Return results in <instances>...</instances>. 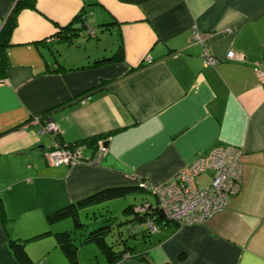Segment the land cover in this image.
<instances>
[{"label":"crops","instance_id":"crops-1","mask_svg":"<svg viewBox=\"0 0 264 264\" xmlns=\"http://www.w3.org/2000/svg\"><path fill=\"white\" fill-rule=\"evenodd\" d=\"M16 1L0 0V29ZM35 2L17 15L6 47L10 67L0 78V198L7 217L0 222V264H21L9 238L25 240L34 264H72L54 233L71 231L73 222L48 224V213L106 187L169 181L228 144L242 150V174L226 206L202 223L156 225L150 237L135 239L133 255L113 264H264V87L255 70H264V0ZM84 6L109 23V45L55 41ZM194 26L217 63H203ZM119 43L121 60L88 66ZM229 50L240 59H228ZM57 62L61 70H53ZM46 121L55 134L39 133ZM101 134L105 152L90 153L82 141ZM52 138L82 144L90 161L52 165L45 154ZM213 173L204 172L206 184ZM77 260L107 264L94 242L78 246Z\"/></svg>","mask_w":264,"mask_h":264},{"label":"trees","instance_id":"trees-1","mask_svg":"<svg viewBox=\"0 0 264 264\" xmlns=\"http://www.w3.org/2000/svg\"><path fill=\"white\" fill-rule=\"evenodd\" d=\"M24 8L35 9L36 2L35 0H17L14 4L11 13L6 18L3 26L0 29V78L3 79L7 71L10 67L9 61L6 55V47L9 46L11 33L16 25L17 15L20 10ZM87 15L88 10L87 7L81 8L79 12H77L73 18L64 26H60L59 30H57L53 37L56 38V42H66L68 44H74L77 37L83 34V31L86 33V37H95L96 31L94 33H90L87 28ZM103 26H107L105 23H101ZM94 28V27H93ZM95 30V28H94ZM123 57V46L122 43H119L117 49L114 53L97 57L95 58L90 65L88 66H96L105 64L112 61L121 60ZM56 68L53 70H61L63 67L61 64L57 62ZM83 67V66H82ZM99 89V86H95L88 90L93 93ZM88 97V96H86ZM85 97V98H86ZM106 137L104 134L92 136L91 138H86L82 141L89 149L90 153L92 151L95 152L99 147L100 139ZM67 147L73 146L72 144H63ZM144 189L151 193V191L142 185V182H139L136 185H127V186H111L95 191L83 198H80L74 202H71L63 207H60L54 210L51 213L46 215V221L48 224H53L59 222L64 219H71L73 222V229L71 231H62L54 233L56 238L57 245L62 249L68 260L72 264H79L77 260V249L80 244H85L88 242H94L100 249L102 255L104 256L107 264H113L123 258L124 256L133 255L135 251L134 244L129 245L126 240H121L120 243L117 242L116 246L110 244L106 240L107 234L110 232L112 225L108 224V218L100 219L101 222H96V225L92 228H89V225L82 222L79 218V210L97 203H101L107 201L112 198L123 197L128 194L135 193L137 191H144ZM144 201V200H143ZM150 203V210L145 212L137 213L134 211V207L138 203H130L127 205L123 211L128 214H133V218L131 219L133 222L129 224L127 233L130 236L136 238H148L152 234V231L149 230L148 227L144 226L143 223L147 218L152 219L156 225H160L167 220L164 215H162L161 210L157 205V201H152L147 199ZM142 202V201H141ZM97 218V216H95ZM7 221V217L3 208L2 200L0 198V222L5 224ZM84 230V233L80 234V237L76 236L77 231ZM46 232L40 233L38 235L33 236L32 238H37L44 235ZM24 241H19L17 239L9 238V246L11 247L13 254L17 261L21 264H34L33 259L28 254ZM141 259H145L144 256H140Z\"/></svg>","mask_w":264,"mask_h":264},{"label":"built area","instance_id":"built-area-1","mask_svg":"<svg viewBox=\"0 0 264 264\" xmlns=\"http://www.w3.org/2000/svg\"><path fill=\"white\" fill-rule=\"evenodd\" d=\"M86 28L91 34L95 32L89 22ZM194 37L205 46L203 63L206 65L217 63L219 59L206 47L207 39L196 29V26H194ZM226 57L230 60L240 59L234 50H229ZM255 70L264 87V70L259 67H255ZM39 120L37 118L36 121ZM56 132L57 128L51 121L40 125V134L53 135ZM98 149L101 153L106 150L102 143H99ZM45 154L49 162L55 166L76 164L83 160L90 161L83 155L82 144L67 147L55 138H52ZM241 155L242 150L238 146L231 144L220 146L206 155L198 156L189 165L181 168L169 181L159 184H149L145 180L141 182L154 194L157 205L167 221L175 222L180 226L202 223L222 210L229 198L239 191L242 174ZM208 170L214 172L211 181L201 186L198 176ZM150 208V203L144 200L135 205L134 211L141 213ZM143 225L152 232L156 229L155 222L150 218H147Z\"/></svg>","mask_w":264,"mask_h":264},{"label":"rangeland","instance_id":"rangeland-1","mask_svg":"<svg viewBox=\"0 0 264 264\" xmlns=\"http://www.w3.org/2000/svg\"><path fill=\"white\" fill-rule=\"evenodd\" d=\"M88 16V22L92 27L95 28L96 36L86 38V32L83 31V34L77 37L75 43H77L78 45L83 40H85V42H91L93 46H95L96 43H98L99 45H109V31L105 30V27L101 24L100 21L97 20L96 17L98 16V14L97 16L95 15L96 17H91V13H89ZM100 42L102 44H100ZM206 178L207 174L204 173L198 176V180L200 181L201 186H204L206 184ZM144 197H149L150 200L155 201L154 194L144 189V191H137L123 197L112 198L101 203L86 206L79 210V218L82 222L89 225V228L94 227L96 225V222H101L100 219L108 218L107 223L112 225V228L106 236L107 242L116 246V243H120L121 239L126 240L129 245H132L134 244L135 238L127 233V229L129 224L133 222L131 220L133 218V214L125 213L123 209L132 202H140ZM94 215H96L97 218H93ZM70 222H72L71 219ZM84 232V230H79L77 231L76 236L80 237V234Z\"/></svg>","mask_w":264,"mask_h":264},{"label":"water","instance_id":"water-1","mask_svg":"<svg viewBox=\"0 0 264 264\" xmlns=\"http://www.w3.org/2000/svg\"><path fill=\"white\" fill-rule=\"evenodd\" d=\"M102 144H103V146H104L105 148L107 147V142H106V141L102 142Z\"/></svg>","mask_w":264,"mask_h":264},{"label":"bare ground","instance_id":"bare-ground-1","mask_svg":"<svg viewBox=\"0 0 264 264\" xmlns=\"http://www.w3.org/2000/svg\"><path fill=\"white\" fill-rule=\"evenodd\" d=\"M16 3V2H15Z\"/></svg>","mask_w":264,"mask_h":264}]
</instances>
